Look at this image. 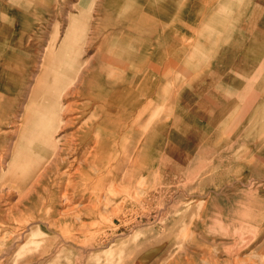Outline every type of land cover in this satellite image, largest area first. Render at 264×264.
<instances>
[{"label":"rangeland","instance_id":"rangeland-1","mask_svg":"<svg viewBox=\"0 0 264 264\" xmlns=\"http://www.w3.org/2000/svg\"><path fill=\"white\" fill-rule=\"evenodd\" d=\"M29 1L41 8L39 19L29 18ZM79 1L60 0L56 5V0H0V116L10 121L0 126L5 164L17 139L13 127L35 96L45 51L52 40L59 46L69 19L82 8ZM121 20L99 24L102 35L85 45L79 57L96 65L101 56H108L106 47H101L103 34L109 29L114 40L122 30L127 32ZM261 25L255 30L243 28L228 42L206 44L207 59L198 70L202 73L184 76L179 93L173 91L178 87L177 67L169 69L173 73L168 78L173 96L169 101L174 108L184 106L183 113L178 117L176 109L171 116L168 150L158 151L154 144L148 183L130 186L132 151H107L106 164L113 166L116 155L123 159L114 182L121 185V192L108 188L110 200L98 204L96 214L81 211L80 220L87 225L72 242L64 240V230L61 233L52 225L62 206L58 200L50 217L28 226H23L24 219L0 220V264H264L263 19ZM183 40L177 42L181 51L173 52L174 60L181 63L191 57H186L190 45L186 47ZM216 46L217 53L209 51ZM196 47L200 59L201 46ZM247 81L250 86L243 92ZM189 84H198L199 93L187 94ZM36 101L44 104L40 96ZM75 101L67 95L59 104ZM67 114L61 112L59 119L65 120ZM56 130L62 136L69 127ZM80 203L87 204L88 198ZM31 248L36 250L28 251Z\"/></svg>","mask_w":264,"mask_h":264},{"label":"bare ground","instance_id":"bare-ground-1","mask_svg":"<svg viewBox=\"0 0 264 264\" xmlns=\"http://www.w3.org/2000/svg\"><path fill=\"white\" fill-rule=\"evenodd\" d=\"M29 3V18L34 20L39 17L41 8L32 5L34 2ZM104 3L103 0H80L79 7L82 8L69 19L59 46L51 41L34 89V95L40 96L44 104L37 102L34 96L23 108L18 123L13 127L17 130V139L8 163L3 162L0 154V207L3 206L0 208V220L24 219L23 226H28L37 219L50 217L54 213L51 210L53 203L58 200L62 206L56 210L52 225L60 228L61 233L64 230V240L71 242L75 234L82 232L87 225L80 220L83 217L81 211L88 215L90 212L96 214L98 204L110 200L106 197L108 188L121 192V185L114 182L118 179V168L123 159L116 155L113 166L108 165L105 163L107 151H132L130 186L139 187L142 181L148 183L154 168L151 151L154 144L158 151L168 150L170 119L177 109L169 101L173 98L168 89V78L173 76L169 69L177 67V78L173 79L178 87L173 91L179 93L185 86L184 76L201 70L207 59L204 55L200 59L198 56L191 65L175 61L173 52L179 53L181 46L174 44L177 37L173 39L168 34V13L164 10L157 12L159 9L153 0H144L140 7L146 12L143 18L156 15V20L164 22L159 39L164 44L169 39L170 45H164L156 57L151 54L154 46L147 43L145 47L131 43L130 52L127 49L124 53H116L117 45L108 56H101L96 65H91L89 60L83 61L79 55L85 45L101 35L99 24L103 20V24L111 25L113 21L110 20L119 11V4ZM99 11H102L103 18L91 20ZM123 13L124 18L128 14L131 16L129 10L127 13L123 10ZM112 42L109 36L103 38L101 47H106V53L110 51ZM132 46L136 49L143 46L144 55L133 54ZM190 60L193 62L191 57ZM197 73L200 75L202 72ZM67 95L76 101L68 106L60 105ZM178 107L176 113H180L177 116L181 118L184 106ZM61 112L69 113L65 120L59 119ZM4 117L0 116V126L10 123ZM62 126L69 127V131L58 136L56 129ZM161 156L164 158L162 153ZM76 196L83 198L72 204L70 200ZM86 197L88 203L82 205L80 202ZM79 246L84 247V243Z\"/></svg>","mask_w":264,"mask_h":264},{"label":"crops","instance_id":"crops-1","mask_svg":"<svg viewBox=\"0 0 264 264\" xmlns=\"http://www.w3.org/2000/svg\"><path fill=\"white\" fill-rule=\"evenodd\" d=\"M143 1L144 0H103L105 3L119 4V11H116L115 15H113L114 17H112L110 21L117 22L122 19L121 25L127 27L126 29L128 30L127 32L122 30L121 33H116L118 37L113 40L109 53L114 51L117 45L120 48H118V46L116 47V53H124L127 49H130L129 44L132 45L131 43H133L134 46L140 44L144 47L147 43L150 47L152 45L154 46V51L151 54L156 57L155 54H161L164 45H170L169 39L165 44L163 40L159 39L161 25L165 23L156 20V15L154 17L150 16L149 19L143 18V13H146L140 8L143 6ZM153 3L154 6L159 9L157 12L164 10L168 13L170 19L167 20L166 24L168 34L173 37V39L177 37V39L174 40V44L179 45L177 42L184 39L182 43L185 42L186 47L190 45V50L186 52L187 58L189 56L192 58L193 54L196 55L195 52L199 50L195 49L193 51L194 46H201L200 54L202 53L201 57L203 58V53L207 48L205 46L206 44L214 46L221 42H228L230 41V39L227 40L228 38L241 35L243 28L248 27L255 30L258 26L262 27L261 19L264 20L263 0H153ZM55 4L59 5L60 0H56ZM55 8L58 9L56 6ZM69 9L70 11H76L72 8ZM123 10L126 13L129 10L131 16L129 17L128 14V16L124 18ZM101 12L102 11L96 12L97 15H93L91 20H94L96 17L103 18ZM151 14H153V10ZM102 22L100 24L106 26ZM195 28L196 31L192 34L186 33L187 29ZM102 33L101 31V35ZM103 35V38L105 36L110 37V30L107 29V32ZM143 46L139 49L132 46V53L143 56L145 52ZM219 48V46H216V48L210 49L212 52L217 53ZM182 56L184 57V55ZM196 56H198V54ZM216 58L215 55L212 59ZM189 64L190 59L186 62V65ZM249 86L247 81L243 86V92H246ZM198 88V84H189L186 93L191 94L196 91L195 93L198 94ZM192 98L196 99V95L192 96Z\"/></svg>","mask_w":264,"mask_h":264}]
</instances>
